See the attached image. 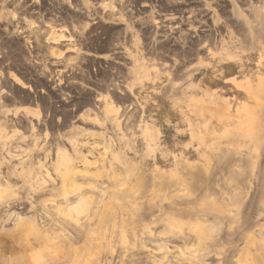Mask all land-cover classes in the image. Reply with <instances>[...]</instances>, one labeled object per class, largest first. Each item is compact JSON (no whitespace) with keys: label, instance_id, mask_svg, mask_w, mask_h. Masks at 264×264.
Listing matches in <instances>:
<instances>
[{"label":"rangeland","instance_id":"374dc122","mask_svg":"<svg viewBox=\"0 0 264 264\" xmlns=\"http://www.w3.org/2000/svg\"><path fill=\"white\" fill-rule=\"evenodd\" d=\"M229 1L216 0L208 5L218 20L209 26L212 41L215 33H219L217 40H222L212 43L211 51L198 50L191 61L187 53H180V60L160 62L144 58L151 54L143 58L139 52L131 54L133 67L125 78L117 79L113 98L105 91L97 101L80 102L74 116L62 111L68 104L61 101H3L0 97L9 111L6 135L15 136L12 146L16 145L14 142H19L21 150L31 146L28 138L25 142L21 139L31 135L30 121L37 129L36 143L50 146L51 158L57 145L74 157V139L80 142L78 150L82 154H87L95 143L92 153L99 160L104 157L110 164L116 163V167L127 158L136 170L134 175L129 173L132 169L122 175V182L129 181L126 185L132 196L128 200L133 197L134 202L146 195L151 198L149 189L154 184L187 183L193 192L190 204L196 208L182 210L176 217L184 220L186 228L198 222L203 225L201 239L190 237L184 243L171 236L168 230L175 232L176 228L165 218V223L157 219L153 226L146 217L143 223L114 228L106 220L100 235L89 232L88 223L82 228L67 229L62 222L53 221L54 217L43 216L36 194L45 191V186L34 183L36 190L31 196L26 184L13 180L18 200L8 206L3 204L8 197L0 202V217L8 212L14 216V221L11 218L4 225L6 233L0 228V264H154L157 260L160 264H238L239 256L249 264H264V0ZM34 27L29 23V29ZM226 29H231L233 35ZM35 39L38 41L37 34ZM139 44L137 37L134 47ZM228 57L235 61H228ZM245 83L252 87L251 92L241 86ZM7 85L2 88L11 89ZM105 98L112 100L115 110L108 117L103 111ZM37 108L38 121L31 116ZM77 113L80 114L75 116ZM60 115L65 118L63 124L54 121ZM114 119L121 130L114 126ZM145 125L150 128L152 142L146 136L142 140ZM45 130L48 136L44 142ZM27 153L26 158L34 163V152ZM114 153L118 156L116 161L115 155L116 162ZM73 162L82 168L77 160ZM55 163L49 171L58 182L57 173L62 168L55 169ZM162 172L164 178L159 180L157 176ZM43 179L44 176L40 182ZM100 179L96 183L110 185L106 177L103 181V175ZM210 194L219 209L213 207L210 199L204 202ZM174 202L182 208L186 206L174 199L164 207L174 210ZM17 217L32 227H17ZM163 228L167 233L161 240L158 233ZM54 234L58 235L56 240ZM121 234L126 239H121ZM161 242L166 243L168 250L159 249Z\"/></svg>","mask_w":264,"mask_h":264},{"label":"flooded vegetation","instance_id":"af4514ba","mask_svg":"<svg viewBox=\"0 0 264 264\" xmlns=\"http://www.w3.org/2000/svg\"><path fill=\"white\" fill-rule=\"evenodd\" d=\"M215 1L0 0V97L61 101L68 104L62 111L74 116L80 102L97 101L105 91L113 98L117 79L133 67L131 54H151L144 58L160 62L187 53L191 61L198 50L221 43L219 33L212 41L209 28L215 14L208 5ZM51 32L66 38L46 42ZM12 73L27 88L13 82ZM7 84L11 89L2 88ZM62 115L54 121L63 124Z\"/></svg>","mask_w":264,"mask_h":264},{"label":"bare ground","instance_id":"6f19581e","mask_svg":"<svg viewBox=\"0 0 264 264\" xmlns=\"http://www.w3.org/2000/svg\"><path fill=\"white\" fill-rule=\"evenodd\" d=\"M217 21V18H214V23H217ZM30 24L33 25L34 23L31 22ZM227 32L229 35H233L231 29H229ZM54 34V32H51L50 36L47 38V42L51 41L53 43H60L61 40H64L66 38L63 35L55 37ZM68 39V41L73 40L71 39V37H69ZM209 51H211L210 48L208 49V52ZM52 55L55 54L52 53ZM228 61H235V59L232 57H228ZM9 75L10 78H12L13 82L18 83L21 87L26 86L27 88V85H25L19 77H16V75H14L13 73ZM241 86H246L245 88H247L250 92L252 90V87H249L247 83H245L244 85L241 84ZM102 101L104 102L103 111L105 116L108 117L112 113L115 114V110H113L112 100L105 98L102 99ZM212 102L215 104L214 101ZM212 102H210V104ZM31 113V116L33 118H36L37 121L40 119L39 108L31 111ZM8 114L9 111L0 100V116L3 118V120H0V202L1 200H5L6 197H8L3 204L8 206L9 204H14V202L18 200V194L14 193L16 185L12 182L13 180H20L21 182L26 184L31 196L36 190L34 187V183H38L39 185L45 186L43 187L45 188V191L36 194V199L38 200L37 202L42 209L43 216L47 218H49L50 216L54 217L53 221L62 222V224L67 227V229L72 228L73 226L82 228L85 223H88V231L94 232L96 235H100L101 229L104 225L102 223H104L106 220L110 221L111 227L114 228L122 227L126 224L143 223L145 222L146 217H148L149 219L147 220L150 221L151 226L157 223V219H160V221L163 223H165L166 220H169V222L175 225L176 231L174 232V230L169 229L168 233L172 234L171 236H176L184 243L186 242V240H189L190 237L201 239L203 225L198 222L191 228H186L184 220L176 217V215L180 214L182 210H187L189 208H193L194 210L195 207L190 204L191 200L189 199L193 194V192L190 191L192 190V188H188V184L184 181L177 183L173 182L170 185L154 184L152 185V189H149V191L152 192L151 198H146V195L145 197H139V199L134 200L133 202V197L131 198V200H128L130 196H132L130 195V189H128L130 187L128 186L127 188L126 185V183L128 184L129 181H127L126 183L122 182V175L125 174V172L128 173L129 169H132L133 167L132 163L127 158L124 160L121 158L123 160L122 166H118L117 164L116 167V163L115 165H113V161L111 159L110 160L112 161V164H110L108 160L109 166H107L108 162L106 161V158V160L104 159V157L102 158L103 160H99V158H97V156L92 153L91 149H93L94 146L96 147L95 143H92L90 145V150L87 151L88 155L82 154V152L78 150V147L81 146V144L77 139L71 141L73 151L75 152L74 157L69 155L63 148H61L60 145H57L55 147L56 150L53 152V157L51 158L50 146H40L36 143V141L39 139L37 129L30 121L28 122V124L29 132L31 133V135L28 137L22 136L21 139L25 142V140L28 138V140H30L31 142V146L28 147L29 145H26V147L21 150V146L18 145L19 142H14L16 145L12 146V140L15 138V136L11 135L10 137H7L6 135V128L10 124V120L7 117ZM13 116L15 117L16 113H14ZM114 120V126H116V129L121 130L119 122L116 119ZM15 124H19V122ZM149 130V126L145 125L144 130L142 131V140L146 136L145 138L148 137L147 141L152 142L154 141V139L149 138ZM43 135L45 142L48 136V132L45 130ZM28 142L27 144H30V142ZM29 151L34 152V163L29 162L31 160L26 158L28 155L27 152ZM118 153L117 154L120 155V150ZM115 155L116 153H114V156L112 154L114 162L118 161V156L116 155V160ZM51 160H56V163L52 162ZM76 160L81 164V169L73 165V161ZM104 161H106L107 163H105ZM54 163L55 169H57L58 167L62 168L61 172L57 173L58 182H55V179L51 177V173L49 171V168L53 167ZM133 169L130 170L129 173L132 171V174L134 175L136 174L134 173L136 172V170L133 171ZM102 175L103 181H105L106 179V181L109 180L110 185L105 184L104 182L102 185L101 183H96V181L98 182L101 180L100 178H102ZM130 175L128 174V177ZM43 176L44 179L42 182H40V179ZM104 176L106 177V179H104ZM46 177L48 181L45 180ZM138 178L139 176L137 177V180H139ZM157 178L159 180L163 179V172L159 173ZM142 180L143 178L140 177L141 183ZM226 181H228V178H226ZM47 183L51 184L52 186L48 187V185H46ZM135 183L136 182L133 183V186H135ZM104 184L106 187H103ZM100 185L102 187H100ZM108 187L109 189L111 188L109 192L108 190H106V188ZM141 190H143V188ZM219 190L223 192L221 189ZM146 192L147 191L141 192V194L143 195V193ZM211 194L209 196H206L208 198L205 197L204 202L206 201V199L208 201L211 200L213 207H217V209H219L220 206L216 203L217 201L214 200V196H212L213 194ZM31 196H27V198L31 199ZM157 197L158 199H156ZM174 199L185 203L186 206L182 208L179 206V203L174 202V210L168 211L167 208L164 207V204L170 203ZM131 202H133L132 205ZM128 205H131V207H129ZM203 209L204 207L202 208V210ZM107 212H109V216ZM155 212L157 213V215H155ZM145 213L149 216H147ZM11 215L12 214L8 212L4 214L3 217H0V228L2 229L3 233H6V231H4V225L9 221V219L12 218L14 221V216L12 217ZM164 218L166 220H164ZM22 221L23 220H21L20 218L15 222V225L21 228H23V226H26L27 228L32 227L30 222H27L24 225ZM161 222H159L158 220L159 224ZM144 224L146 225V223ZM150 224L147 228H150ZM36 228L40 233H42L41 229H39L38 226ZM62 228L63 227H61V229ZM164 228L166 227L164 226ZM164 228L161 232L158 233L161 235V240L165 239L166 237L167 232L166 230H164ZM57 236L58 235L54 234L53 239L56 240ZM120 237L121 239H126L125 234H121ZM155 237H157V235ZM248 238H250V240L252 239L251 236H248ZM158 246L159 249L165 247V249L168 250L165 242H161ZM237 261L238 264H249L247 260H243L240 256L237 258ZM154 264H160V260H157V262Z\"/></svg>","mask_w":264,"mask_h":264}]
</instances>
